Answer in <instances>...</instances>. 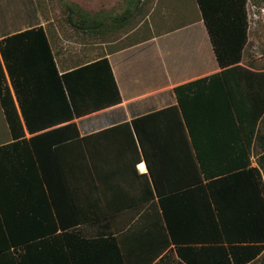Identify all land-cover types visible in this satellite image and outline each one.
<instances>
[{
    "label": "crops",
    "instance_id": "crops-1",
    "mask_svg": "<svg viewBox=\"0 0 264 264\" xmlns=\"http://www.w3.org/2000/svg\"><path fill=\"white\" fill-rule=\"evenodd\" d=\"M124 1V10L105 13V24L122 32L112 50L71 67L54 55L60 74L107 58L118 103L71 118L56 82L35 77L24 86L31 125L51 122L41 131L24 129L26 139L49 132L28 150L42 179L33 170L30 179L10 182L11 192L0 191V216L9 228H57L28 244L25 264H186L168 228L177 240L200 239L203 228H213L207 204L177 193L191 149L177 130L174 88L221 71L202 13L196 0H152V18L126 32L135 15ZM22 20L14 17L22 28L0 39L31 28L27 22L42 25L35 10ZM249 40L248 26L245 49ZM8 157L9 164L0 153V170L15 165Z\"/></svg>",
    "mask_w": 264,
    "mask_h": 264
},
{
    "label": "trees",
    "instance_id": "trees-1",
    "mask_svg": "<svg viewBox=\"0 0 264 264\" xmlns=\"http://www.w3.org/2000/svg\"><path fill=\"white\" fill-rule=\"evenodd\" d=\"M196 2L221 71L174 88L181 122L177 130L189 136L192 151L186 156L187 179L177 193L207 204L213 228H203L200 239L177 240L171 226L169 233L186 264H264V68L251 61L240 64L248 41L247 0ZM104 18L90 25L83 18L79 25L95 31ZM54 55L42 25L0 39V105L11 139L0 153L5 163L9 155L15 158V165L0 170L1 192L8 193L13 180L33 177V170L42 179L28 150L49 132L26 139L24 129L41 131L51 122L31 125L23 100L27 82L35 77L56 82L71 118L120 101L107 58L60 74ZM252 152L259 155L255 165ZM9 225L0 216V264H25L28 244L57 231Z\"/></svg>",
    "mask_w": 264,
    "mask_h": 264
},
{
    "label": "rangeland",
    "instance_id": "rangeland-1",
    "mask_svg": "<svg viewBox=\"0 0 264 264\" xmlns=\"http://www.w3.org/2000/svg\"><path fill=\"white\" fill-rule=\"evenodd\" d=\"M125 2L124 0H33L31 3L30 0H0V33H10L19 26L22 28L20 23L14 21V17L23 21L22 19L26 18L30 11L35 10L42 20L59 65L62 67L61 60H64L71 67L106 54L115 46L112 41L122 33L114 32L110 24L100 25L95 31L86 30L85 26L79 25L80 20L85 18L90 25L92 20L105 17L106 12H108L106 18H109L112 14L110 10L120 11V8L124 10L127 7ZM130 6L135 16L127 26L126 32L134 29L138 19L152 18V0H139L138 3L132 0ZM132 6L139 8V12L137 13ZM246 11L250 40L244 51V63L251 61L255 68H264V0H247ZM26 25L33 27L34 23L27 22ZM122 77L126 81L125 73H122ZM6 83L9 84L8 79ZM9 136L0 105V143H8L6 141L9 140ZM258 156L257 153H251L252 165L256 164ZM262 180L264 181V174Z\"/></svg>",
    "mask_w": 264,
    "mask_h": 264
}]
</instances>
